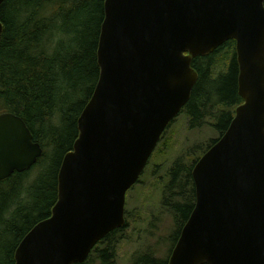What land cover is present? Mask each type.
I'll use <instances>...</instances> for the list:
<instances>
[{"label":"water","instance_id":"water-1","mask_svg":"<svg viewBox=\"0 0 264 264\" xmlns=\"http://www.w3.org/2000/svg\"><path fill=\"white\" fill-rule=\"evenodd\" d=\"M105 11L101 75L64 156L59 199L15 264L83 263L126 225L127 191L198 81L193 58L230 39L244 102L193 168L196 204L169 264H264V0H106ZM43 151L22 117L0 113V180Z\"/></svg>","mask_w":264,"mask_h":264},{"label":"trees","instance_id":"trees-1","mask_svg":"<svg viewBox=\"0 0 264 264\" xmlns=\"http://www.w3.org/2000/svg\"><path fill=\"white\" fill-rule=\"evenodd\" d=\"M105 3L4 0L0 5V113L22 117L44 150L30 170L0 180V264L16 263L19 243L38 222L52 215L59 199L64 156L74 148L79 116L101 74L98 49ZM192 67L198 81L182 113L188 117L190 129L210 125L219 133L204 153L225 133L236 107L243 102L235 39L195 57ZM201 155L190 162L184 160L186 155L180 156L167 169L169 179L161 205L174 220L172 247L164 258L147 253L139 259L140 264H168L195 207L192 171ZM122 233L123 228L110 232L81 264H89L93 256L102 264H114Z\"/></svg>","mask_w":264,"mask_h":264},{"label":"rangeland","instance_id":"rangeland-1","mask_svg":"<svg viewBox=\"0 0 264 264\" xmlns=\"http://www.w3.org/2000/svg\"><path fill=\"white\" fill-rule=\"evenodd\" d=\"M218 136L210 125L190 129L184 113L170 125L152 153L140 183L127 193L128 224L123 229L114 264H140L139 259L147 253L158 258L169 254L176 229L171 215L161 205L163 187L169 179L167 169L180 156L186 155V162L196 159ZM89 264L102 262L93 256Z\"/></svg>","mask_w":264,"mask_h":264}]
</instances>
